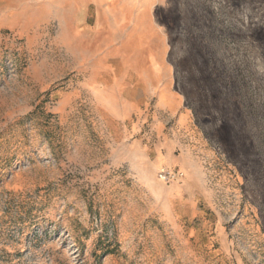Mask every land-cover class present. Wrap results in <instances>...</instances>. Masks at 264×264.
Instances as JSON below:
<instances>
[{
	"label": "rangeland",
	"instance_id": "1",
	"mask_svg": "<svg viewBox=\"0 0 264 264\" xmlns=\"http://www.w3.org/2000/svg\"><path fill=\"white\" fill-rule=\"evenodd\" d=\"M0 264H264V0H0Z\"/></svg>",
	"mask_w": 264,
	"mask_h": 264
},
{
	"label": "built area",
	"instance_id": "2",
	"mask_svg": "<svg viewBox=\"0 0 264 264\" xmlns=\"http://www.w3.org/2000/svg\"><path fill=\"white\" fill-rule=\"evenodd\" d=\"M159 176L164 180V181H172L177 179V176H182L181 173L178 172H170V171H161Z\"/></svg>",
	"mask_w": 264,
	"mask_h": 264
},
{
	"label": "crops",
	"instance_id": "3",
	"mask_svg": "<svg viewBox=\"0 0 264 264\" xmlns=\"http://www.w3.org/2000/svg\"><path fill=\"white\" fill-rule=\"evenodd\" d=\"M128 1H130V2H132V1L135 2V1H137V0H128Z\"/></svg>",
	"mask_w": 264,
	"mask_h": 264
},
{
	"label": "bare ground",
	"instance_id": "4",
	"mask_svg": "<svg viewBox=\"0 0 264 264\" xmlns=\"http://www.w3.org/2000/svg\"><path fill=\"white\" fill-rule=\"evenodd\" d=\"M224 135V134H223ZM225 138V137H224Z\"/></svg>",
	"mask_w": 264,
	"mask_h": 264
}]
</instances>
